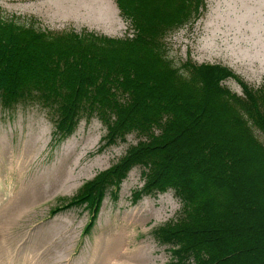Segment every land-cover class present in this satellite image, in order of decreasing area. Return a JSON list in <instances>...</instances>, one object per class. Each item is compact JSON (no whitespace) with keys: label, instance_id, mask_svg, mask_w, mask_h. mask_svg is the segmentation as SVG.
Segmentation results:
<instances>
[{"label":"trees","instance_id":"16d2710c","mask_svg":"<svg viewBox=\"0 0 264 264\" xmlns=\"http://www.w3.org/2000/svg\"><path fill=\"white\" fill-rule=\"evenodd\" d=\"M115 1L130 36L48 33L0 16L4 106L24 99L52 109L59 139L84 114L105 125L101 147L138 135L49 213L87 211L88 233L105 196L116 198L128 171L140 166L134 201L171 189L180 203L154 231L168 245L167 264H264V144L254 131L264 135V84L250 87L221 64H170L164 34L197 19L205 0ZM229 77L242 93L224 85Z\"/></svg>","mask_w":264,"mask_h":264},{"label":"rangeland","instance_id":"374dc122","mask_svg":"<svg viewBox=\"0 0 264 264\" xmlns=\"http://www.w3.org/2000/svg\"><path fill=\"white\" fill-rule=\"evenodd\" d=\"M108 1L107 9L101 10L87 4L88 0H0V16L11 18L17 26L48 33L89 30L111 37L130 36L133 28L121 16L116 1ZM75 8L79 11L75 12ZM199 11L197 19L166 30L165 55L170 64L179 68L185 60L221 64L248 86L263 85L264 0H205L202 12ZM223 83L239 94L243 92L241 83L233 77ZM55 127L52 109L38 101L23 99L9 107L0 101V213L21 186L30 185L34 173L65 158L71 168L77 154L84 152L74 165V176L62 187L49 189L28 206H14L0 216L4 264H29L30 250H35V256H44L43 264H96L104 244L114 240L121 230H126L121 239L123 249L145 247L151 259L143 264H167L171 256L168 245L160 242L154 231L176 215L180 203L171 189L134 201L131 191L143 183L140 166L128 171L116 198L105 196L88 233L82 230L89 218L87 211L68 208L54 215L49 213L50 208L68 200L85 180L135 145L138 135L129 133L126 140L101 147L106 128L95 114L82 115L74 132L66 138L59 139L54 134ZM254 131L264 144V135ZM7 145L12 148L14 160L23 162L19 164L21 170L9 165L3 148ZM133 214L146 218L136 222ZM120 261L105 264H140Z\"/></svg>","mask_w":264,"mask_h":264},{"label":"bare ground","instance_id":"6f19581e","mask_svg":"<svg viewBox=\"0 0 264 264\" xmlns=\"http://www.w3.org/2000/svg\"><path fill=\"white\" fill-rule=\"evenodd\" d=\"M108 0H88L87 4H90L93 6L98 7L101 10H106L108 7ZM79 9L75 8V12H78ZM4 148V155L10 159L9 165H15L16 169L21 170L22 165L19 166V164H23L21 161H15L13 157L14 154L12 152V148L10 146H5ZM84 154V152H79L74 160V165L76 166L79 163V160L81 156ZM1 155V154H0ZM1 157V156H0ZM31 157L29 158V160ZM67 161V158H65L63 161H60L58 164H54L53 166L45 167L44 169L40 170L39 173H34L32 178L29 180L28 183L30 185L21 186V188L18 189L17 195L12 198L9 203V205L1 210L0 216H2L5 212H9L10 209H12L14 206L17 207H23L28 206L31 204V201L35 197H40V195L43 194V192L48 191L49 189L58 187H62L64 183L68 179H71L74 176V169L75 166L72 165V167H68L65 163ZM12 162V163H11ZM28 162V161H27ZM130 175H132V171L130 172ZM31 186V187H30ZM3 199V198H2ZM8 199V198H7ZM6 199V200H7ZM134 220L136 222H142L146 217H143L141 215H135L133 214ZM118 232V231H117ZM126 230H121L118 232V235L114 238V240L109 239L106 244H104V247L102 249V252L99 256V259L96 264H105L109 261H134L136 263H146L151 258L149 255L145 252V247L139 246L134 247L130 249H123L121 246V239L124 237ZM119 236V237H118ZM111 238V237H110ZM0 240V264H4L3 258L5 249L2 246V242L5 240L4 237L1 235ZM28 263L29 264H43L44 263V256H35V250H30L28 253ZM120 261V262H121Z\"/></svg>","mask_w":264,"mask_h":264}]
</instances>
